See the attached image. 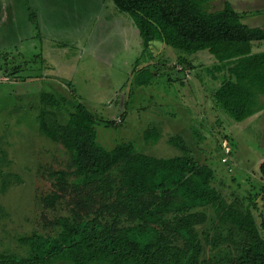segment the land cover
<instances>
[{
  "label": "trees",
  "instance_id": "1",
  "mask_svg": "<svg viewBox=\"0 0 264 264\" xmlns=\"http://www.w3.org/2000/svg\"><path fill=\"white\" fill-rule=\"evenodd\" d=\"M213 1L113 3L138 28L143 53L157 41L171 46L181 71L195 68L191 55L209 52L216 59L209 71L219 79L213 103L243 121L264 104V50L254 51L264 42V28L244 23L226 0L211 9ZM135 71L138 86L152 83L149 66ZM39 101L40 134L58 153L38 167L36 178L48 189L35 197L43 215L60 205L65 213L40 219L38 228L19 236L22 252L0 251V264H264V215L258 224L256 202L248 196L227 200L208 159L198 161L184 136L168 137L180 152L168 158L147 154L131 141L108 149L98 142V117L86 105L64 111L66 100L49 93ZM162 136L160 124L142 135L153 145ZM3 157L0 144V162ZM260 172L264 176V161Z\"/></svg>",
  "mask_w": 264,
  "mask_h": 264
},
{
  "label": "rangeland",
  "instance_id": "2",
  "mask_svg": "<svg viewBox=\"0 0 264 264\" xmlns=\"http://www.w3.org/2000/svg\"><path fill=\"white\" fill-rule=\"evenodd\" d=\"M224 1H213L211 9ZM226 1L244 23L264 28V0ZM143 49L138 28L113 0H0V251L22 252L19 236L38 228L40 219L65 213L60 205L43 215L35 197L48 189L36 178L38 167L58 153L54 142L40 134L37 115L44 93L64 98V111L78 102L93 111L97 140L108 149L131 141L147 154L173 157L180 152L167 139L181 134L198 161L208 159L214 184L227 200L248 196L256 202L259 224L264 215V104L235 121L211 98L219 79L209 71L216 63L209 52L191 55L195 68L180 71L175 48L157 41ZM259 50L264 42L255 44L254 51ZM137 60L138 68L149 66L154 73L151 84H136ZM110 121L119 126L111 127ZM158 124L162 138L145 144L144 129ZM224 141L231 149L223 150Z\"/></svg>",
  "mask_w": 264,
  "mask_h": 264
},
{
  "label": "built area",
  "instance_id": "3",
  "mask_svg": "<svg viewBox=\"0 0 264 264\" xmlns=\"http://www.w3.org/2000/svg\"><path fill=\"white\" fill-rule=\"evenodd\" d=\"M227 147L230 148V145H229V143H227L226 141H224V143H223V150H225ZM229 152L230 151L227 150L225 153H229Z\"/></svg>",
  "mask_w": 264,
  "mask_h": 264
}]
</instances>
